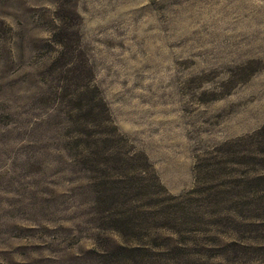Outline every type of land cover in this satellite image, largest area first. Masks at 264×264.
Instances as JSON below:
<instances>
[{"label":"rangeland","instance_id":"374dc122","mask_svg":"<svg viewBox=\"0 0 264 264\" xmlns=\"http://www.w3.org/2000/svg\"><path fill=\"white\" fill-rule=\"evenodd\" d=\"M0 264H264V0H0Z\"/></svg>","mask_w":264,"mask_h":264},{"label":"trees","instance_id":"16d2710c","mask_svg":"<svg viewBox=\"0 0 264 264\" xmlns=\"http://www.w3.org/2000/svg\"><path fill=\"white\" fill-rule=\"evenodd\" d=\"M62 49H63V48H62ZM63 53H65V54H66V53L71 54V55H72V56H70V60H71V59L74 57L72 53H75V51L72 52V51L69 50L68 47H65V50H63ZM74 58H75V57H74Z\"/></svg>","mask_w":264,"mask_h":264}]
</instances>
